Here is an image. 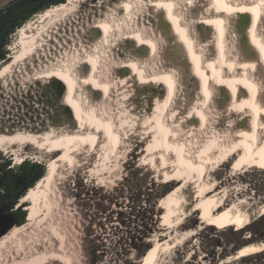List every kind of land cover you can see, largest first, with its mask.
Listing matches in <instances>:
<instances>
[{"label":"rangeland","instance_id":"374dc122","mask_svg":"<svg viewBox=\"0 0 264 264\" xmlns=\"http://www.w3.org/2000/svg\"><path fill=\"white\" fill-rule=\"evenodd\" d=\"M11 1L13 0H0V10ZM153 1L141 0L139 2L141 6L139 5L134 14L130 16L127 11L124 13L117 10H114L116 13L111 12L116 25H118L117 27L120 28L118 30V33H120L117 34L116 32L115 36L109 40H105L103 43H99L97 40V38L101 37L103 31L98 32L95 25H93V21L90 19L91 17L89 16V18L87 15L82 14L81 17L79 16V18L72 20L73 23L69 27H66L68 30L66 28L63 29V32L56 36L58 40L56 38L46 49V55L49 58L47 62L51 63L52 67L70 62L73 65L75 64V66L77 65L78 70L86 74H81L83 75L81 76V80L83 81L82 93L84 92L85 98L89 99L87 101L90 104V109H95L94 112L98 110V113L100 112V115L104 117L117 120L116 124L122 133V137H124L122 138L120 150L115 148L116 146L112 147L111 140H104L105 137L99 139L96 144L93 142L86 144L79 151L78 158L74 161L72 168L68 169L69 166L67 168L62 167L63 169L57 177V185H54L57 190H51L52 196L55 192L56 194L58 192V196H53L51 207L43 209L41 215L36 219H32V222L29 219V210L27 209L30 206V202H21L20 200L15 210L21 208V210L27 212L28 217L25 224L31 222L30 227L16 240L14 247H16L15 250L17 251L14 250V254L9 255V258L4 257L1 261L3 264H72V262L75 264L76 261V264H142L149 250L158 241L164 242L170 235L181 233L194 235L193 237L190 236L191 238H187L182 244L169 249L167 253H164L160 264H264V250L245 257L235 258L237 256L235 252L239 251L243 246L264 243V215L255 217L248 225L244 222L230 227H206L200 223L198 211L194 213L192 204L191 209H188L189 211L186 209V211L183 210L180 213L177 225L175 224L168 228L169 225L163 223V217L168 211V195L177 185H181L183 180L167 181L171 171L169 166L174 170L176 167V153L168 154L166 159L162 156L163 159L161 158L160 161L156 154H151L150 148L155 138V132L152 131L149 123L159 116V109L161 107L158 108V106L163 104L164 106L166 105L165 108L167 109L170 90L168 89V84L165 86L164 81L155 83L154 80L152 82L144 79L138 67L126 64L125 60L128 57L133 58L134 56H136L135 58H141L143 62L146 61L147 72L152 76L165 68L168 62V65L175 64L176 69L181 71L182 89H180L179 95L176 97L178 101L175 100V106L173 105L168 111V118L174 127L182 128L184 131L183 139L192 148L194 153L198 151V128L202 129V126H198L199 120L194 119L193 116L194 114L197 115L198 109L202 106V100H205V97H203L205 85L200 82V78L193 72V68L196 65L191 51L188 50V47L181 44L173 25L171 27V24L163 17L164 10L154 6ZM208 3L207 1L204 2V6ZM184 5H182V8L185 7L183 9L184 16L186 18H188V15L192 17L191 22L188 21V23L191 24L195 32L197 31V35L199 32H205V35L203 34L205 38L202 37V34L198 36L200 39H204L203 41L205 42H202L211 51L213 44L211 43L212 45H210L208 40H214L216 37H212V39L208 37H210L211 33L219 35L220 32L217 31L215 33L213 31L214 27L209 24L206 27L208 29L205 28L204 32H202L203 30H198L200 29V24L197 25L199 22L196 21L201 18V12H205L207 8L198 9L197 13L192 12L191 15L190 12L186 11L188 9L187 5L190 4ZM198 12H200L199 15ZM106 13L104 12V14ZM185 13L189 14L186 15ZM124 15L125 17L123 18ZM152 15L156 17L154 18ZM233 25L237 29L242 26L241 30H236L237 33L239 32L238 39L234 43L235 47L233 46L234 49L237 47L241 48L244 42L245 44L248 42L246 40L247 31H245L248 27V22L243 21V18L241 22H237L234 19ZM134 27H148V29L155 27L158 33L155 32V28L152 31L162 41L163 53L156 54L157 45L149 47V50L145 51L148 45L144 43V40L142 43L139 42V44L135 45V40L132 39L133 47L127 44L128 35L124 34H128L127 30H133ZM164 29L166 34H163ZM177 33L179 35L178 30ZM16 34L12 36L10 50L16 41ZM92 52H97L102 57L101 78L104 82L110 83L109 91L107 90L108 88L99 86L94 82L97 88L103 89L97 94L96 87L86 80L89 73H91L92 67L90 66L86 70L88 71L87 73L85 71L87 67L84 68L82 66L83 61H81V57L87 53L89 55ZM157 56L158 58H156ZM161 56H163L165 61ZM54 58L57 59V64H55ZM43 61L46 62L45 60ZM46 65L44 64V66ZM4 66L5 61L0 64V71ZM44 66L42 64L40 71L35 65L32 70L30 69L31 67H29V70L28 67H24L15 74L8 85L0 88V105L3 106L2 108H9L10 104L18 106V102L25 98L27 100L31 99L32 102H30L32 104L37 100H40V103L44 101L47 104L43 106L42 112L47 113V115H54L60 124L68 123L63 118L64 114L62 115V109H64L62 108L64 107L62 106V100L57 101L51 97L53 92L56 96L55 85L53 84L58 86L57 83H59V85L63 86L61 79L59 81H51L49 77H41L36 74L37 70V73L44 71ZM83 83L85 84L83 85ZM63 87L64 96L67 87ZM235 90L236 92L238 91L237 87ZM226 96L227 89L220 87L218 101L212 104L213 118H216V120L223 118L221 106L218 102ZM41 97L43 100H41ZM48 102H51L52 105ZM73 113L74 115L72 116L75 117L78 111L76 110ZM219 115L220 117H218ZM221 123L228 126L230 124L226 119L221 121ZM26 152L28 153L25 156L30 155V157H26L25 160L45 164L48 170L49 161L61 155L62 153L60 152L63 151L50 155L47 152L39 153L37 149L30 147ZM0 153L5 159H11L12 165L15 167L19 166L16 163L15 154L1 150ZM237 158L238 155L230 158V160H226L219 167L215 164L214 168L220 170L222 176L227 174L231 176L232 169L237 164ZM60 183L64 184L60 185ZM226 186H229L228 191L233 192L234 195H237V189L241 188L244 190V194L237 195L238 199L250 197L257 202L259 201L258 203L264 202V169L257 165H250L240 171V174H237V177L233 178L230 185ZM191 187L193 188L194 184ZM191 210L193 211L191 212ZM5 212L9 213L10 211L5 209ZM192 214L194 217H191ZM16 226L20 225L17 224ZM60 247L65 248L70 253L73 258L71 263L62 256L63 254L57 252Z\"/></svg>","mask_w":264,"mask_h":264},{"label":"bare ground","instance_id":"6f19581e","mask_svg":"<svg viewBox=\"0 0 264 264\" xmlns=\"http://www.w3.org/2000/svg\"><path fill=\"white\" fill-rule=\"evenodd\" d=\"M140 1L141 0H68L66 3L53 6L36 15L20 28L16 34L17 38L11 47V54L5 60V66L0 71V88H4L8 85L12 81V77L24 67H28V70L29 67H31L30 69L32 70L35 65L40 71L42 69V64L43 66L47 64L46 66L49 69L44 66V71L37 73V70L36 74L41 77H49L51 81H59V79H61L63 86L67 87V91L61 98V102L64 109L66 108L70 115L64 116L63 109V118H65L68 123L60 124L57 122L58 120L55 119L54 115H47V113L45 114V112H42L43 106L47 103H44V101L40 103V100L32 104L31 99L27 100L25 98L18 102V106L10 104L11 106L9 108H2L3 106L0 105V150L15 154V160L18 165L22 164L26 157H30V155L25 156L28 153L26 151L30 147L37 149L39 153L47 152L50 155L63 151L60 152L62 153L61 155L49 161L45 177L38 181L21 199V202H30V206H28L27 209L29 210V219H31V222L32 219H36L41 215L43 209L51 207L53 196L58 194V192L57 194L55 192L52 196L51 190H57L54 185H57V177L63 169L62 167L67 168L69 166L68 169L72 168L74 161L78 158L79 151H81L86 144H91L92 142L96 144L99 139L105 137L104 140H111L112 147L116 146L115 148L120 150L122 138L124 137H122V133L116 124L117 120L115 121L113 118L104 117L100 115V112L98 113V110L94 112L95 109H90V104L87 101L88 98L86 99L83 95L84 92L82 93L83 81L81 80V76L83 75L81 74L84 72L82 73L79 71L78 67H76L77 65H73L69 61V63H61L62 65H53L55 67H52V64L47 62L49 58L46 55V49L49 47L50 43L54 42L57 38L56 36L63 32V29L69 27L70 24L73 23L72 20L79 18V16L81 17L82 14L91 17L89 18L93 21V25H95L98 32L103 31L101 37H99V39L97 38L99 43L109 40L116 35V32L117 34L120 33H118L120 28L117 27L118 25H116L111 12L116 13L114 10L121 13L127 11L129 12V16L133 15L140 5ZM182 1L186 2L183 3ZM206 1L207 3L209 1V3L204 6V2ZM153 4L161 10H164L163 17L167 19L171 27L173 25L177 36L180 38L181 44L188 47V50L191 51V55L194 57V62L197 66L193 68V72L200 78V82L205 85V92H203V94L205 93L203 95L205 100H202V106L199 105L201 108L198 109L197 115L194 114L193 116L194 119L199 120L198 126H202V129L198 128V151L194 153L192 148L183 139L184 131L182 128L174 127L168 118V111L174 105L176 97L179 95L180 89H182L180 78L182 76L180 74L181 71L176 69L175 64L168 65V62L165 68L152 76L147 72L146 61L143 62L141 58H135L136 56L131 53L134 57H128L125 60L126 64L128 63L138 67L144 79L150 81L154 80L155 83L164 81L165 86L168 84L167 86H169L168 89L170 90V93L168 92L167 109L165 108L166 105L164 106L161 104L158 106V108L161 107V109H159V116L149 123L152 131L155 132V138L150 148L151 154H156L160 161L162 156L166 159L168 154L176 153V167L174 170L169 166L171 171L170 175L168 174L167 181H176L177 179L183 180V183L177 185L168 195V211L165 215L163 214V223L169 225L168 228L174 226L180 218V213L183 212V210L186 211V209L190 210L193 204L194 213L198 211V219L200 223L206 227H230L234 224H242L244 222L248 225L255 217L264 215V202L261 201V203H258L259 201L257 202L250 197L238 199L237 195L240 196L244 190L241 188L237 189L238 192H235L237 195H234L233 192L228 191L229 186L226 185H230L233 178H236L237 174H240V171L250 165H257L264 169V0H154ZM184 4H190L187 5L188 9L186 11L190 12L191 15L192 12L197 13L198 9L202 10L203 7L207 8L205 12H201V18L196 21L199 22L197 25L200 24V29L198 30H203L202 32H204V29L209 25L214 27L213 31H215V33L217 31L220 32L219 35H217V33L214 35L208 33L210 34L208 38L212 39V37H216L214 40H208L210 45L213 44V50L210 46L211 51H209V48L207 49L203 43L205 42L203 41L204 39L201 38V40L198 36L202 34L203 37L205 32H199L197 35V31L195 32L191 24L188 23V21L192 20V17L188 15L189 13H185L188 15V18L184 16L183 9L185 7L182 8ZM104 12L107 13L104 14ZM199 13L200 12H198V15ZM107 14L109 15L106 16ZM125 14L127 15V13ZM124 17L125 15L123 18ZM242 18L243 21L248 22V27L245 30L247 31V38H245L248 42H246V44L244 42V45L242 44L243 46L240 45L241 48L237 47L238 49H234V43L237 41L239 33H237L236 30H239L242 26L237 29V27H234L233 21L236 19L237 22H241ZM128 21L130 22V20ZM153 29H148V27H134L133 30H127L128 34H124L128 35L127 44L133 47L132 39L135 40V45L139 44V42L142 43L144 40V43L148 45L145 51L149 50V47H155L157 45L158 49L157 52H155L159 55V53L162 52L163 44L162 41L153 34ZM177 30L179 31V35ZM155 32H157V30ZM164 33L165 29L163 34ZM97 40L96 42L98 43ZM161 57L163 59V56ZM81 58V61H83L82 66L84 68L87 67L85 71L90 66L92 67L91 73H89L86 80L95 87L97 85H95L94 82L99 86L101 85L108 88L107 90L109 91L110 83L104 82L101 78L103 65L100 54L92 52L88 55L87 53ZM156 58H158V56ZM56 60L57 59H55V62ZM55 64H57V62ZM86 72L88 73V71ZM30 79L32 80V78ZM84 84L85 83H83V85ZM220 87L227 89V96L218 103L221 106L223 118L225 117V119L230 122L229 126L221 123V121L225 119L219 118L216 120V118H213L212 104L218 101V91ZM236 87L238 89L237 92L235 90ZM96 90L98 94L103 89L96 87ZM51 97L55 99L54 92ZM41 100H43V98ZM76 110L78 114L74 117L72 115H74L73 112ZM218 117H220V115ZM237 155L238 161L232 169V177L228 174L222 176V172L214 168L216 165L217 167L223 165L226 160H230V158H234ZM61 184L62 183H60V185ZM193 184L194 187L192 188L191 186ZM193 210H191V212ZM191 217H194L193 214ZM31 222L22 226L13 227L0 238V264H3L1 261L4 257L9 258V255L14 254L16 240L22 233L27 231ZM193 235L194 234L184 233L173 234L170 235V237L168 236L169 238L164 242L158 241L149 250L142 264H160L164 253L182 244L190 236L193 237ZM263 250L264 243L248 244L239 250L235 258L245 257L262 252ZM57 252L63 254L62 256L69 260L70 263L73 261L72 256L65 248L60 247Z\"/></svg>","mask_w":264,"mask_h":264},{"label":"trees","instance_id":"16d2710c","mask_svg":"<svg viewBox=\"0 0 264 264\" xmlns=\"http://www.w3.org/2000/svg\"><path fill=\"white\" fill-rule=\"evenodd\" d=\"M68 0H13L0 10V64L11 54L12 36L34 16L45 10L66 3ZM0 209L13 212L18 225L27 222L28 214L15 208L20 200L47 173L45 164L25 160L15 167L11 159L0 153Z\"/></svg>","mask_w":264,"mask_h":264},{"label":"water","instance_id":"95a60500","mask_svg":"<svg viewBox=\"0 0 264 264\" xmlns=\"http://www.w3.org/2000/svg\"><path fill=\"white\" fill-rule=\"evenodd\" d=\"M57 84H58V86L56 84H53V85H55L54 86L55 87L54 90H55V93H56L55 99L57 101H59L62 98L63 94H64V87L61 86V85H59V83H57ZM49 104L52 105L51 102ZM63 113L66 116H70L69 115V112H68V110H66V108L64 109V112ZM17 223H18V220H17V218H16V216L14 215L13 212L6 213L5 212V209L4 208H1L0 209V238L5 233H7L9 230H11L13 227H15L17 225ZM237 252H238V250L235 252V254Z\"/></svg>","mask_w":264,"mask_h":264},{"label":"flooded vegetation","instance_id":"af4514ba","mask_svg":"<svg viewBox=\"0 0 264 264\" xmlns=\"http://www.w3.org/2000/svg\"><path fill=\"white\" fill-rule=\"evenodd\" d=\"M165 209H166V208H165ZM238 252H239V251H238ZM238 252H237V253H238Z\"/></svg>","mask_w":264,"mask_h":264}]
</instances>
